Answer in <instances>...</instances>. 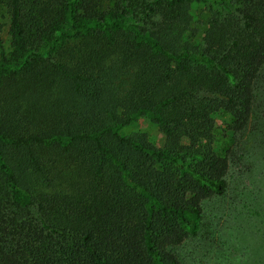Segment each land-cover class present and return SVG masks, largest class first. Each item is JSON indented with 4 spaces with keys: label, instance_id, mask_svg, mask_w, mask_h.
I'll list each match as a JSON object with an SVG mask.
<instances>
[{
    "label": "trees",
    "instance_id": "trees-1",
    "mask_svg": "<svg viewBox=\"0 0 264 264\" xmlns=\"http://www.w3.org/2000/svg\"><path fill=\"white\" fill-rule=\"evenodd\" d=\"M263 65L264 0H0V264H181Z\"/></svg>",
    "mask_w": 264,
    "mask_h": 264
},
{
    "label": "rangeland",
    "instance_id": "rangeland-1",
    "mask_svg": "<svg viewBox=\"0 0 264 264\" xmlns=\"http://www.w3.org/2000/svg\"><path fill=\"white\" fill-rule=\"evenodd\" d=\"M254 87L252 119L237 134L226 191L202 203L197 234L172 248L181 264H264V65ZM133 131L165 145L166 136L147 119L120 129Z\"/></svg>",
    "mask_w": 264,
    "mask_h": 264
}]
</instances>
